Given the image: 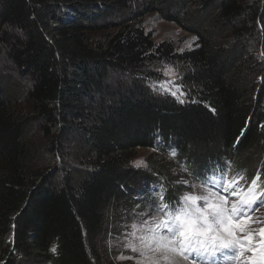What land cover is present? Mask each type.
Returning <instances> with one entry per match:
<instances>
[{
	"label": "trees",
	"instance_id": "trees-1",
	"mask_svg": "<svg viewBox=\"0 0 264 264\" xmlns=\"http://www.w3.org/2000/svg\"><path fill=\"white\" fill-rule=\"evenodd\" d=\"M135 1L142 7L133 9ZM145 5L146 11L182 9L181 17L165 9L166 20L197 37L194 47L176 53L154 44L134 24L147 13ZM186 5L0 0V25L19 35L1 42L31 81L33 114L17 116L0 88V264H122L104 239L107 220L118 223L110 212L133 207L127 195L141 185L137 192L150 212H157L161 194L164 203L179 206L181 196L171 191L181 177L178 167L201 184L223 173L229 180L243 176L245 188L259 174L258 191L264 190V92L258 93L264 72L257 61L264 0H194L195 14ZM117 13L123 25L101 36L114 25L99 21ZM159 62L181 65L183 104L145 86ZM114 76L123 81L112 86ZM32 123L73 140L63 170L56 163L49 171L30 166ZM50 146L53 154L67 151L57 136ZM140 149L166 156L152 154L147 174L133 165ZM57 173L60 179H52Z\"/></svg>",
	"mask_w": 264,
	"mask_h": 264
},
{
	"label": "rangeland",
	"instance_id": "rangeland-1",
	"mask_svg": "<svg viewBox=\"0 0 264 264\" xmlns=\"http://www.w3.org/2000/svg\"><path fill=\"white\" fill-rule=\"evenodd\" d=\"M141 2L142 1H135L132 8H141ZM182 2H186L187 5L189 3L191 7H189L188 5L189 8L186 9L190 14L196 13V10L193 8L192 5L194 3V0H182ZM164 8L166 10H172V15L176 14L180 17L182 16V9L181 11H179V7H172V9L167 5ZM144 9V12L147 13H143L142 17L137 19L134 24L138 27H141L147 33V35L151 37V40L154 44L171 45L176 53H182L194 47L196 42V40H192L194 36L188 31L184 30L182 27L178 26L177 24L167 21L165 9L159 11L158 9L152 8L149 9L150 11H146V5ZM120 17L121 14L117 13L111 19L107 18L99 21V25H103V27L109 26L108 24L114 25L111 27L110 30L105 31L100 35L108 37L110 34L118 30L119 27L123 25V23H121ZM6 36L11 37L12 39L14 37H18L19 35L9 30L8 28L2 27L0 25V88L2 89L5 95L11 98V107L13 111H15V114L21 118L31 119L33 118V114L31 104L28 100V92L31 85V81L29 78L21 76L15 66L10 61L7 51V42H1L2 40L7 39ZM187 44H191V47H188ZM181 49H183V51H180ZM257 61L258 63L260 61H263V65L261 66V68H263L264 72V48L262 50H259V56L257 57ZM166 68L173 69L175 76H165L164 71L166 70ZM181 70V65L178 63H156L149 70L150 72H153L156 77L149 79L148 82H144L145 86L148 88L149 92H151L155 96H170L176 100V98L170 94L162 95L158 91H154L152 85L159 84L160 81H174L173 83H169L168 87L175 91L176 86L178 85L180 86V92H183V88L180 85V78L182 77ZM111 80H113L111 82L112 86H116L118 83H121L123 81V79L117 81V77L115 76ZM263 92L264 81L261 85H258V93ZM177 94L179 95V93ZM182 98L184 99V101L186 100L185 93ZM56 136L58 137V143L62 146L61 148L67 150L64 151L65 155L61 153L53 154L50 151V143L52 140H54V137ZM27 139L33 149L30 166H35L37 168H40V170H47L48 167L50 168L53 163H56L55 166L60 167L63 170L64 166H67V164L70 162L69 155L75 149L71 137L67 138L64 133L62 135L61 131L58 132L55 128H52L48 124L42 125L38 123H32L28 128ZM204 151L205 149L202 148L201 152ZM152 154L166 156L165 154H162L155 150L140 149L136 151L135 161L133 163L134 167L137 168V170L145 171L147 172V174H150L148 173V160L149 157L153 156ZM251 160L252 159L249 158L247 162H251ZM138 161L143 162L139 167L136 166V162ZM178 169V174L181 177L178 178L173 184L174 189L171 190L172 193L181 197L185 193H190L194 195L205 194V185L207 184H201L198 181L194 180L192 177L185 173V168L178 167ZM56 177L60 179V174L57 173L52 179ZM185 181H187L188 183L185 184ZM160 186L164 187L163 185ZM137 190H143L142 185L135 189L132 194L130 193L129 195H127L129 199L131 198L134 201L135 205H133V207L129 208V203L125 205L122 204L121 206H115L114 210L110 212L112 218L117 219L118 223H114V221H112L111 219L107 220L108 232L104 236L106 245L112 248V251L116 254L118 261L122 264H171L170 257H176L184 260L181 256L173 252L154 251V249L156 248L155 242L149 248H143L140 245V237L149 235L153 224L152 218L157 217V213H152L149 211V208L146 207L145 200L142 198L144 197V195L141 194V192L138 194ZM199 203L200 206L203 207V202ZM119 207L120 209H122V211L120 212L121 216H119L120 214L118 216L114 215L115 211ZM254 218H259L262 223L252 225L253 228L264 227V207L259 208V211L255 213ZM145 221H148V223L145 224ZM133 225L136 226L135 229L133 228ZM133 232H135L134 236L132 235ZM129 242H132L141 250L138 252H133L131 248L126 247ZM164 256H167L168 259H163ZM249 256H251V253H246L244 256H237L233 260L220 258L219 263L224 264L223 262L224 260H226L229 264H245V261L248 259ZM121 257L124 258L122 259ZM184 263L192 264V258L187 261L184 260Z\"/></svg>",
	"mask_w": 264,
	"mask_h": 264
},
{
	"label": "snow or ice",
	"instance_id": "snow-or-ice-1",
	"mask_svg": "<svg viewBox=\"0 0 264 264\" xmlns=\"http://www.w3.org/2000/svg\"><path fill=\"white\" fill-rule=\"evenodd\" d=\"M196 39L198 38H192L193 41ZM187 46L191 47V44ZM164 75L175 76V73L173 69L166 68ZM173 82L160 81L152 87L162 95H172L183 104L184 93L180 92V86L177 85L175 91L168 87ZM171 155L174 156L175 152ZM142 163L138 161L136 166L139 167ZM241 180H244L243 176L229 180L227 173L213 175L205 185V194L185 193L175 209L163 202L161 194L157 217L152 218L151 232L140 237V245L149 248L155 242L154 251L173 252L186 261L192 258V264H219L220 258L233 260L246 253H251V256L245 264H264V227H252L262 223L254 216L259 207H264V200H261L264 190L258 191L259 174L246 188L240 184ZM199 202H203V207ZM135 227L133 225L134 229ZM126 247L133 252L141 250L132 242ZM51 251L55 253L56 247L53 246ZM163 259L167 260L168 257L164 256Z\"/></svg>",
	"mask_w": 264,
	"mask_h": 264
},
{
	"label": "bare ground",
	"instance_id": "bare-ground-1",
	"mask_svg": "<svg viewBox=\"0 0 264 264\" xmlns=\"http://www.w3.org/2000/svg\"><path fill=\"white\" fill-rule=\"evenodd\" d=\"M171 264H186L184 263V260L176 257H170Z\"/></svg>",
	"mask_w": 264,
	"mask_h": 264
}]
</instances>
